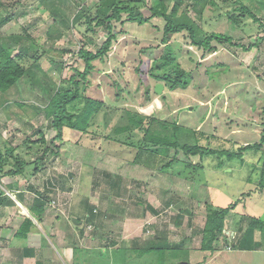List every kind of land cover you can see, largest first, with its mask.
Listing matches in <instances>:
<instances>
[{
	"label": "rangeland",
	"instance_id": "rangeland-1",
	"mask_svg": "<svg viewBox=\"0 0 264 264\" xmlns=\"http://www.w3.org/2000/svg\"><path fill=\"white\" fill-rule=\"evenodd\" d=\"M97 1L76 0L62 8L72 18L77 5L88 10ZM178 1L167 0L170 11ZM243 1L251 7L256 2L255 12L264 22V6L261 7L259 0ZM145 2L152 6L154 0ZM191 3L192 0H180L181 10ZM0 5V21L10 17L0 28L3 37L25 32L41 48L40 51L37 48L39 57L43 50L57 51L43 56L40 64L31 65L29 73L18 81L23 107L0 94V147L4 152V142L15 147L28 137L35 141L43 135L48 146L59 150L37 174L27 178L5 176L1 180L2 189L15 206L0 205V264H121L112 251L134 234L141 235V247L147 241H162L179 248L177 260L187 262L181 259L182 255L185 258L200 255L208 211L226 207L242 196L244 200L228 216L226 236L221 237L208 264H264V247L255 251L232 249L239 227L247 225V216L264 221V193L247 182L252 170L249 158L244 165L235 160L219 168L216 165L219 159L215 157H206L202 166L196 157L193 165L175 164L160 172L134 163L136 150L115 142L100 140L94 145L90 137L79 138L78 142L75 135L56 139L57 129L44 110L60 87H71L70 78L76 74L75 69H84V61L78 54L80 49L96 51L107 40L108 32L104 27H97L94 32H87L86 27L67 28L39 0H0ZM141 10L145 16L151 14L148 7ZM190 15L197 18L193 8ZM164 25V20L159 18L142 26L117 25L126 32L118 35L105 60L97 63L100 71L92 75L90 93L102 96L109 105L120 109L130 108L147 115L156 113L162 119L170 116V121L176 120L184 127L225 140L240 144L260 141L264 130L260 121L264 107V38L251 50L215 41L218 50L205 53L190 43L186 32L174 35L173 52L178 54L183 68L193 73L192 83L185 90L167 93L161 99L162 106L153 94L156 101L142 106L149 80L136 69L141 67V57L153 59L162 51L140 54L136 46H159ZM212 25L207 26L209 31L228 33L243 46L252 43L254 34L258 33V25L251 21L244 32L234 29L226 18L212 20ZM51 27L55 33L50 34ZM18 52L15 50L14 54ZM32 54L30 51L27 56ZM190 57L203 61L202 65L198 68ZM117 93L119 97L115 96ZM228 144L224 147H229ZM47 192L51 203L40 223L27 206ZM20 194L23 203L18 200ZM25 217L31 218L35 225L26 239H17L15 233ZM74 218L81 221L75 223ZM112 241L117 245H112ZM76 246L89 251L77 261L73 250ZM105 247L109 254L107 260L101 261L99 251ZM25 248H33L34 256L23 257ZM127 264H148V261L132 258Z\"/></svg>",
	"mask_w": 264,
	"mask_h": 264
},
{
	"label": "trees",
	"instance_id": "trees-1",
	"mask_svg": "<svg viewBox=\"0 0 264 264\" xmlns=\"http://www.w3.org/2000/svg\"><path fill=\"white\" fill-rule=\"evenodd\" d=\"M39 1L47 6L51 16H56V21L60 19L67 28L70 26L86 27L87 32H94L95 28L104 27L108 32L107 40L96 51L86 48L80 49L78 54L79 58L84 61V69L82 71L75 69L76 74L70 78L71 87H60L51 97L44 110L46 117L51 120L52 126L57 129L56 139L62 140L69 135L70 137L75 135L78 142L83 138L86 140L90 137L94 141V145H97L100 140L115 142L118 145L136 150L134 163L160 172L172 168L175 164L193 165V161H195L193 158L196 157L200 158L197 163H200L201 166L206 157H215L219 159L216 164L219 168L225 163L235 160L239 161V165H244L249 158L248 163L251 164L252 170L247 182L256 185L257 190L264 193V130L260 141L240 144L215 135H208L198 129L193 130L184 127L176 120L170 121V116L162 119L157 117L156 113L147 115L130 108L120 109V107L109 105L102 96L99 98L90 93V88L93 86L94 76L92 75L100 71L97 63L105 60L113 41L118 38L119 34L126 32L124 29L119 30L117 25L124 28L128 23H137L142 26L150 24L155 18L164 20L163 39L159 46H136L140 54L150 51H155L157 54L162 51L160 57L146 60L141 57V67L138 66L136 69L140 76L143 73L145 80H149L144 93V102L141 105L144 106L156 101L152 99L151 95L153 94L160 99L157 103L162 106L161 99L167 93L189 88L193 79V73L183 68L178 54L173 52L175 51L172 48L174 43L171 42L173 36L186 32L190 43L205 53H215L218 50V47L213 44L215 41L230 45L236 44L242 46L244 50H251L259 45V40L264 38V22L255 12L256 2H253L255 6L251 7L243 0H220V2L218 0H192L191 4L181 10L179 0L173 4L170 11L166 3L167 0H154L152 6H148L145 0H98L96 6L88 10L77 5L76 11L73 12L72 10L71 18L62 6L72 1L76 2V0ZM259 2L261 7L264 6V0H259ZM52 6L54 7L53 10L50 9ZM143 6L150 10L149 16H145L142 12ZM72 7L74 8V6ZM191 8L197 13L196 19L190 15ZM223 18L233 24L234 29L240 28L243 32L249 25V21L258 25L256 28L258 33L253 36L255 40L249 45L243 46L240 42H235L233 36L228 33L207 29V26H213L212 20L219 21ZM9 21L10 17L8 16L2 18L0 28ZM54 27L50 28V34L55 33ZM37 48L38 51L41 50L39 46L37 47L35 40L25 32L12 33L5 37L0 34V94L18 107L24 106L17 88L18 81L29 73L31 65L40 64L43 56H46L47 53H54L53 49L48 51L42 49L43 54L39 57ZM15 50L19 52L14 54ZM30 51L33 52L31 57L27 56ZM190 58L198 68L203 63L194 57ZM52 62L54 65H59V63ZM59 67H62L61 63ZM59 67H57L58 70ZM114 83L117 86V83ZM159 84L163 87L161 92L156 89ZM115 96L119 97V94L117 93ZM117 101L119 100L117 99ZM112 114H115V117ZM116 114L119 115V118ZM114 118L116 120H113ZM260 121L264 126V107H262ZM39 134H41L40 131ZM227 142L230 143L228 144L229 147H224ZM4 143V152L3 148L0 147V205L14 207L15 202L6 196L1 187V180L5 176L27 178L37 174L52 156L59 153V150H55L53 146H48L43 135L35 141L28 137L21 145L15 147L9 145V142ZM33 155L36 156L32 159ZM48 192L42 194L40 199L38 196L34 204L27 206L32 217L40 223L48 203H51ZM17 197L21 203L24 202L21 194ZM244 197L232 201L226 207L211 208L208 211L203 228V239L199 248L200 255L195 257L193 254L186 258L182 255L183 261L187 260L188 264H193L195 260V264H208L211 261L212 255L216 254L218 242L221 237L226 236L228 216L235 211ZM247 218L246 227H239V235L232 245L233 250L255 251L264 247V221L256 216H247ZM80 221V219L77 220V222ZM34 225L31 218L25 217L16 231L15 237L26 239ZM257 232L260 233L259 239H257ZM82 233L83 231L80 230V234ZM140 239H142L141 235L134 234L122 245L115 246L112 254L116 260L121 264H127L128 260L132 258L143 259V261L147 259L148 264H182L177 260L180 256L179 251H181L179 248L171 247L162 241L157 243L147 241L145 246L141 247ZM112 245H117V242L112 241ZM73 250L76 261L85 252L87 255L89 253V251L78 246L74 247ZM108 252L107 247L99 251L101 261L107 260ZM23 254V257H32L34 256V249L25 248Z\"/></svg>",
	"mask_w": 264,
	"mask_h": 264
},
{
	"label": "water",
	"instance_id": "water-1",
	"mask_svg": "<svg viewBox=\"0 0 264 264\" xmlns=\"http://www.w3.org/2000/svg\"><path fill=\"white\" fill-rule=\"evenodd\" d=\"M162 88L163 87L160 84L156 86V89H157L158 92H161ZM73 220H74L75 223H77V219L76 218H74ZM182 264H188V263L187 262H183Z\"/></svg>",
	"mask_w": 264,
	"mask_h": 264
},
{
	"label": "crops",
	"instance_id": "crops-1",
	"mask_svg": "<svg viewBox=\"0 0 264 264\" xmlns=\"http://www.w3.org/2000/svg\"><path fill=\"white\" fill-rule=\"evenodd\" d=\"M28 247H30V246H28Z\"/></svg>",
	"mask_w": 264,
	"mask_h": 264
}]
</instances>
